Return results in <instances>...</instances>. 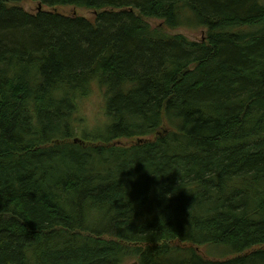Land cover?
I'll list each match as a JSON object with an SVG mask.
<instances>
[{
    "label": "trees",
    "instance_id": "16d2710c",
    "mask_svg": "<svg viewBox=\"0 0 264 264\" xmlns=\"http://www.w3.org/2000/svg\"><path fill=\"white\" fill-rule=\"evenodd\" d=\"M34 1L97 13L0 0V264H264V0Z\"/></svg>",
    "mask_w": 264,
    "mask_h": 264
},
{
    "label": "rangeland",
    "instance_id": "374dc122",
    "mask_svg": "<svg viewBox=\"0 0 264 264\" xmlns=\"http://www.w3.org/2000/svg\"><path fill=\"white\" fill-rule=\"evenodd\" d=\"M21 6L28 11L29 13L35 14L40 10H48L61 13L66 16H82L86 18H93L96 15V11L85 9V8H77L75 6H54L49 7L41 4L38 1L34 0H20ZM150 25L153 27H158L163 29L169 34H182L186 36L188 39L193 41H202L205 38L206 30L204 28H196V27H185V28H177L171 29L167 27L164 21L157 18H144ZM79 117H81V125L79 127L80 136H84V133L90 135L91 133H95L101 130L103 125L105 124L107 118L105 115L104 108V100L102 94L95 92L94 95L81 103V107L79 110ZM81 138V137H78ZM139 138L134 139H119L116 143H120L122 145H130L137 141ZM209 249V248H208ZM202 252H205L203 247L200 248ZM206 254V253H205Z\"/></svg>",
    "mask_w": 264,
    "mask_h": 264
},
{
    "label": "water",
    "instance_id": "95a60500",
    "mask_svg": "<svg viewBox=\"0 0 264 264\" xmlns=\"http://www.w3.org/2000/svg\"><path fill=\"white\" fill-rule=\"evenodd\" d=\"M129 264H139V263L137 261H133V262H131Z\"/></svg>",
    "mask_w": 264,
    "mask_h": 264
}]
</instances>
